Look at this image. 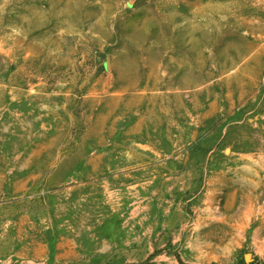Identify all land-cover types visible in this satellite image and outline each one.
<instances>
[{"label": "rangeland", "instance_id": "1", "mask_svg": "<svg viewBox=\"0 0 264 264\" xmlns=\"http://www.w3.org/2000/svg\"><path fill=\"white\" fill-rule=\"evenodd\" d=\"M0 264H264V0H0Z\"/></svg>", "mask_w": 264, "mask_h": 264}]
</instances>
